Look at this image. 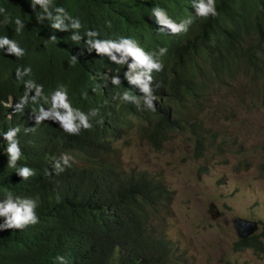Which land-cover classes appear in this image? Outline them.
<instances>
[{"label": "trees", "instance_id": "16d2710c", "mask_svg": "<svg viewBox=\"0 0 264 264\" xmlns=\"http://www.w3.org/2000/svg\"><path fill=\"white\" fill-rule=\"evenodd\" d=\"M213 2L216 14L202 16L201 0H33L34 8L0 0V37L21 47L19 55L0 49V133L15 130L7 146L20 149L17 165L36 173L67 160L39 173L47 196L37 203V222L0 245V264H182L152 226L168 212L170 189L147 171L125 174L112 156L114 142L132 130L153 150L182 136L195 160L242 147L229 123L264 106V0ZM165 20L184 28L173 32ZM128 48L158 67L142 65ZM238 79L248 104L238 102ZM59 86L74 87L83 110L72 130L39 122ZM225 88L234 104L211 106ZM8 97L12 108L2 103ZM101 166L113 173L101 191L121 207L115 213L87 200ZM22 182L11 175L13 190ZM261 235L264 228L235 246L258 251Z\"/></svg>", "mask_w": 264, "mask_h": 264}, {"label": "rangeland", "instance_id": "374dc122", "mask_svg": "<svg viewBox=\"0 0 264 264\" xmlns=\"http://www.w3.org/2000/svg\"><path fill=\"white\" fill-rule=\"evenodd\" d=\"M244 83L238 79L233 85L243 95L238 102L248 104ZM234 99L227 88L220 89L211 106L234 104ZM229 124L237 132L235 144L242 143L235 155L222 148L220 157L209 152L202 159H192L190 146L179 135L153 150L133 130L114 142L112 159L117 168L127 174L147 171L170 189L168 212L158 214L152 226L157 236L159 231L170 241L182 264H264V235L259 236L263 242L258 251L244 245L236 247L238 239L230 224L234 216L253 220L258 223L255 234L263 233L264 106L248 115H238ZM246 163L249 168L241 170ZM209 202L220 211L214 220L206 213Z\"/></svg>", "mask_w": 264, "mask_h": 264}, {"label": "clouds", "instance_id": "9594fccd", "mask_svg": "<svg viewBox=\"0 0 264 264\" xmlns=\"http://www.w3.org/2000/svg\"><path fill=\"white\" fill-rule=\"evenodd\" d=\"M26 1L34 8L33 0ZM195 7L199 15L207 16L209 13L212 15L216 14L213 0H208L207 4H204L201 0V3ZM157 11L158 8L154 10V13L156 14ZM157 15L159 16L160 13H157ZM162 22L167 24L173 32H178L184 28L183 24L177 26L166 20ZM13 43L12 40L6 37H0V49H5L8 53L19 55L21 53V47L13 45ZM140 45L141 44L137 41L132 44V46L137 49L140 48ZM128 51L132 53L136 60L142 65H146L149 69L158 67V65L151 63L150 60L139 51H133L132 48H128ZM91 52L95 53L94 51ZM41 80H46L43 75L41 76ZM38 91L39 85H36L34 87V94H37ZM76 94L77 92L74 87L70 89L62 86L54 88L45 100L43 106L44 113L39 116V122H51L56 128H58L57 123L61 122L65 124L69 130H72L70 122L78 120L83 112L81 108L74 105ZM2 103L12 108L11 97H8L6 101ZM7 117H9L8 114ZM11 141H17L14 129H7L0 133V245L8 241L15 231L25 230L37 222V203L47 196L44 180L39 173L47 174L56 170L59 165L63 166L67 164L66 158L60 163L56 162L54 159L53 164L43 163L38 173H36L29 166L17 165V159H20V149L16 148L14 144L9 148L7 145ZM136 173L137 171L129 174ZM12 174L23 178V182L15 190H13L10 185ZM112 179L113 173L107 167L101 166L99 176L96 182L90 187L87 195V200L89 202L98 204V208L107 213H115V210L121 208L113 198L101 191L103 187H108L110 185ZM106 197H108L109 200H105Z\"/></svg>", "mask_w": 264, "mask_h": 264}, {"label": "water", "instance_id": "95a60500", "mask_svg": "<svg viewBox=\"0 0 264 264\" xmlns=\"http://www.w3.org/2000/svg\"><path fill=\"white\" fill-rule=\"evenodd\" d=\"M206 213L211 220H214L220 216V211L217 206L209 202L206 206ZM230 224L237 239H245L254 234L258 228V223L253 220H247L237 216L230 218Z\"/></svg>", "mask_w": 264, "mask_h": 264}]
</instances>
